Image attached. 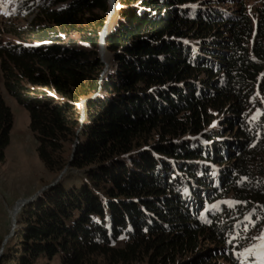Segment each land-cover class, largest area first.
Wrapping results in <instances>:
<instances>
[{
  "label": "trees",
  "instance_id": "1",
  "mask_svg": "<svg viewBox=\"0 0 264 264\" xmlns=\"http://www.w3.org/2000/svg\"><path fill=\"white\" fill-rule=\"evenodd\" d=\"M13 1L32 18L12 32L19 43H0V80L28 112L44 167L68 170L21 209L0 263L205 264V241L241 264L264 234V116L249 118L264 97V15L254 27L242 10L115 0L104 74L110 0ZM12 126L0 93V164Z\"/></svg>",
  "mask_w": 264,
  "mask_h": 264
},
{
  "label": "rangeland",
  "instance_id": "2",
  "mask_svg": "<svg viewBox=\"0 0 264 264\" xmlns=\"http://www.w3.org/2000/svg\"><path fill=\"white\" fill-rule=\"evenodd\" d=\"M184 6L188 8L212 7L217 10L224 11L229 15H239L242 10L252 20L254 27L256 26L260 16L264 15V0H189L185 2ZM31 18L32 17H26L24 13H16V5L13 0H0V43H19V40L12 35V32L21 26H25L30 22ZM115 20L116 11L111 16V19L108 17V30L113 27ZM216 29L219 30L218 32H221V39L227 38V35L223 33L221 27H217L215 30ZM100 57L106 65L104 74L114 68L113 62L109 59V56L105 53V51L104 54H100ZM0 93L5 104L9 107L13 115V126L10 132L9 145L5 150V160L0 164L1 258L6 253L8 248H13L14 246L13 237L15 235V231L19 228L17 220L21 211L20 209L23 208L22 200L32 198L29 203L35 201L42 193H40V191L43 188L55 183L58 176L62 172H50L41 163L37 153V142L30 130L29 114L7 94L1 80ZM254 101L255 103H260L261 106L254 107V110L249 114V118L258 120L264 116V97L257 92ZM223 116L224 114H222V116H214V121L210 126L217 125L218 121L223 120ZM224 123L225 122H223V124ZM73 146L74 145L71 144L66 146V157L70 156L71 158ZM260 160L261 158H258L255 162L259 163ZM262 162H264V156L262 157ZM66 170H68V168ZM66 174L67 172L64 176H66ZM64 176L62 179H64ZM79 176V172L76 171H71V174L68 173V185L73 181V179H76ZM38 193L40 194L37 195ZM120 239L121 240L117 244L118 246L122 245L125 237L121 236ZM213 251L214 245L212 243L202 241L200 242V246L198 247L196 254L199 253L203 258H205V264H225L221 259H215L214 253H212ZM239 254L242 259L241 264H264V234H252L250 236V240L246 242V245L242 248ZM194 255L195 254L190 252L186 253V255L182 257H177V263H182L183 261L189 262ZM92 260L96 264H109L108 260H105V258L103 259L100 256L94 257ZM58 262L59 261L55 259L52 264H58ZM133 264H147V259L142 258L140 261Z\"/></svg>",
  "mask_w": 264,
  "mask_h": 264
},
{
  "label": "water",
  "instance_id": "3",
  "mask_svg": "<svg viewBox=\"0 0 264 264\" xmlns=\"http://www.w3.org/2000/svg\"><path fill=\"white\" fill-rule=\"evenodd\" d=\"M110 3H111V12H110V14H109V17H110V19H111V16L114 14V12H115V0H110ZM107 34H108V25L106 26V28L104 29V31H103V33H102V38H101V46H100V54H104V51H105V38H106V36H107ZM264 76V75H263ZM86 102V101H85ZM85 102H83V104L85 103ZM83 116V115H82ZM76 144H77V141L75 142V144H74V146H73V152H72V156H71V159L73 158V154H74V151H75V148H76ZM67 169V168H66ZM66 169H64L63 171H62V173L58 176V178H57V180L55 181V183H53L52 185H50V186H47V187H45V188H43L41 191H40V193L41 192H43V191H45L46 189H48V188H50V187H53L56 183H58L61 179H62V177L64 176V174L66 173ZM40 193H38L37 195H39ZM31 199L32 198H30V199H25V200H22V207H24L27 203H29L30 201H31ZM22 209V208H21ZM20 209V210H21ZM13 233H14V231H13Z\"/></svg>",
  "mask_w": 264,
  "mask_h": 264
}]
</instances>
